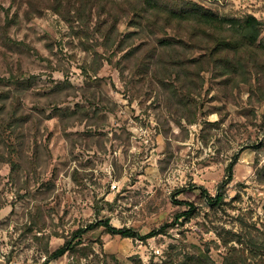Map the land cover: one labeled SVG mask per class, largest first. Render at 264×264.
Listing matches in <instances>:
<instances>
[{"label": "rangeland", "instance_id": "374dc122", "mask_svg": "<svg viewBox=\"0 0 264 264\" xmlns=\"http://www.w3.org/2000/svg\"><path fill=\"white\" fill-rule=\"evenodd\" d=\"M191 1L220 16H254L264 44V0ZM46 5L0 0V264H43L75 230L106 218L144 235L174 223L185 201L198 215L166 235L142 241L101 227L83 236L86 250L47 264H147L182 234L190 249L208 248L220 263L226 249L217 233L238 231L239 218L264 239V183L255 165L264 163V89L257 90L256 72L226 86L202 72V90L196 83L183 109L155 82L130 84L129 69L122 76L85 51ZM14 109L31 115L19 134L1 126ZM10 154L20 164L13 176ZM234 158L227 204L212 212L199 187L215 195Z\"/></svg>", "mask_w": 264, "mask_h": 264}, {"label": "trees", "instance_id": "16d2710c", "mask_svg": "<svg viewBox=\"0 0 264 264\" xmlns=\"http://www.w3.org/2000/svg\"><path fill=\"white\" fill-rule=\"evenodd\" d=\"M42 1L47 4L46 8L68 24L85 51L119 69L122 76L129 69L130 84L146 80L155 82L163 92L168 93V98L174 99L183 109L191 106L190 97L196 83L202 90L205 84L202 72L211 73L213 80L221 78L220 83L226 86L238 81V78H241L240 82H248L250 71H254L259 80L257 90L262 92L264 89V61L259 60L260 56L264 59V44L258 43L263 26L252 15L243 18L220 16L191 0ZM121 24H125L129 31H120ZM118 54H122L120 59L114 60ZM99 68L98 64L93 73ZM198 94L201 96L200 92ZM260 95H264V91ZM16 111L14 109L1 126L19 134L31 121V115L16 114ZM59 112L63 117L76 114L74 110ZM11 149L21 158L20 147L13 146ZM2 156L0 153V158ZM233 160L225 168V178L219 183L215 195L199 187L203 202L212 212L227 204L226 188L232 180L236 158ZM6 162L11 165V176L16 175L20 165L18 161L10 154ZM259 162L260 159L256 158V175L264 183V163L259 165ZM183 204L187 209L175 214L174 223H164L144 235L132 228H116L108 218L89 223L75 230L70 238L67 237L43 264H47L49 259L86 250V246L80 247L83 236L101 227L108 234L142 241L166 235L175 224H183L198 215L194 202L185 201ZM239 221L238 231L223 229L217 233L226 249L220 263L210 257L208 248L206 251L190 249L182 234L179 243H170L159 261L151 258L147 264H264V239L254 236L251 229L244 228L248 226L242 219L239 218ZM253 260L255 263H252ZM135 264H142V261L137 260Z\"/></svg>", "mask_w": 264, "mask_h": 264}]
</instances>
